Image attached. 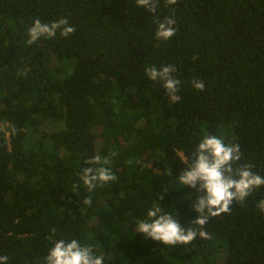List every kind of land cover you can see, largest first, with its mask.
<instances>
[{
  "label": "trees",
  "instance_id": "trees-1",
  "mask_svg": "<svg viewBox=\"0 0 264 264\" xmlns=\"http://www.w3.org/2000/svg\"><path fill=\"white\" fill-rule=\"evenodd\" d=\"M165 17L176 34L157 40L155 21ZM61 18L73 34L27 44L36 19ZM165 65L177 69L178 100L145 72ZM205 135L239 144L234 167L252 164L264 177V0H160L155 13L136 0H0V256L8 264H45L61 239L91 246L104 264H264L256 207L264 186L209 217L189 244L137 231L155 207L198 227L192 204L202 193L178 176ZM95 156L110 160L116 180L89 192L81 176L100 166L87 163Z\"/></svg>",
  "mask_w": 264,
  "mask_h": 264
},
{
  "label": "clouds",
  "instance_id": "clouds-1",
  "mask_svg": "<svg viewBox=\"0 0 264 264\" xmlns=\"http://www.w3.org/2000/svg\"><path fill=\"white\" fill-rule=\"evenodd\" d=\"M160 0H136V4L149 12L155 13ZM178 0H164L165 6L176 5ZM155 32L157 40L168 41L176 34L174 25L176 21L172 17L158 18ZM59 31L60 35L67 38L75 32V28L69 26L66 18L51 23H42L36 19L28 29V45L36 43L41 37L53 38ZM177 71L173 65H165L158 69L155 66L145 68L148 78L161 82L167 94L178 100L176 93L180 90L181 81L173 73ZM193 87L198 91H204L203 80L194 79ZM242 158L239 144H226L224 139L216 135H205L198 144L191 164L186 163V169L178 176L181 185L196 189L202 193L197 197V202L192 204L193 209L199 215L192 221L197 228H183L176 217L170 214H162V209L155 207L147 212L148 219L138 221L137 231L146 235L153 241L165 245L189 244L197 236L200 227L207 223L209 217H215L222 213H229L233 202L245 201L256 189L264 186V177L254 172L252 164L238 162ZM91 165L99 167L84 168L81 179L89 192L97 185H103L116 180L111 172L110 160L105 157L95 156L87 161ZM131 163V161H129ZM163 197H161L162 199ZM90 204L91 199L85 200ZM256 207L264 212V199H261ZM205 235V233H200ZM0 264H8L7 256H0ZM45 264H104V257L93 254L91 246H82L77 239L56 241L54 247L49 250Z\"/></svg>",
  "mask_w": 264,
  "mask_h": 264
},
{
  "label": "rangeland",
  "instance_id": "rangeland-1",
  "mask_svg": "<svg viewBox=\"0 0 264 264\" xmlns=\"http://www.w3.org/2000/svg\"><path fill=\"white\" fill-rule=\"evenodd\" d=\"M222 264V263H221Z\"/></svg>",
  "mask_w": 264,
  "mask_h": 264
}]
</instances>
